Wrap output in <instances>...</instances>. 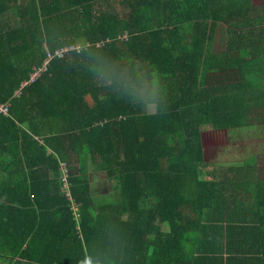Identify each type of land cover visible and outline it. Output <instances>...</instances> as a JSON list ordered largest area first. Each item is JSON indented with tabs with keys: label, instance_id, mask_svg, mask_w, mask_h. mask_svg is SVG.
Returning a JSON list of instances; mask_svg holds the SVG:
<instances>
[{
	"label": "trees",
	"instance_id": "trees-1",
	"mask_svg": "<svg viewBox=\"0 0 264 264\" xmlns=\"http://www.w3.org/2000/svg\"><path fill=\"white\" fill-rule=\"evenodd\" d=\"M219 27L232 53L226 70L235 63L252 90L264 3L0 0V106L10 105L0 115L1 264L204 263L193 238L211 185L203 129L243 118L217 110L219 98L201 107L202 96L219 93ZM84 41L86 51L58 56ZM97 61L114 66L129 90L159 80L162 114L98 87L88 70Z\"/></svg>",
	"mask_w": 264,
	"mask_h": 264
},
{
	"label": "crops",
	"instance_id": "crops-1",
	"mask_svg": "<svg viewBox=\"0 0 264 264\" xmlns=\"http://www.w3.org/2000/svg\"><path fill=\"white\" fill-rule=\"evenodd\" d=\"M263 3L255 5L262 8ZM219 29L224 31L223 43L217 47L215 41L213 47V53L220 56L219 70L212 73L219 78L214 85L219 93L202 96L206 104L195 105V109H207L205 105L219 98L217 110L241 111L243 118L223 123L229 125L225 128L209 125L203 129L204 178L211 185L205 189L209 195L201 232L193 238L200 241L202 264H264V42H253L254 48L263 49V57H253L251 90L241 81L235 63L226 70L225 62L232 57L225 54L232 53L227 52L225 30Z\"/></svg>",
	"mask_w": 264,
	"mask_h": 264
},
{
	"label": "clouds",
	"instance_id": "clouds-1",
	"mask_svg": "<svg viewBox=\"0 0 264 264\" xmlns=\"http://www.w3.org/2000/svg\"><path fill=\"white\" fill-rule=\"evenodd\" d=\"M87 48V41L77 45L78 52H84ZM88 70L95 74V83L98 87L108 90L115 88L116 91L112 92L123 100V95H118L117 93H123L133 97L131 104L134 107L142 108L147 115L162 114L163 108L167 105L168 101L165 87L156 78L153 80L150 87H133L129 90L127 80L112 65L97 61ZM124 71H126V69ZM162 103L163 107L161 106Z\"/></svg>",
	"mask_w": 264,
	"mask_h": 264
},
{
	"label": "built area",
	"instance_id": "built-area-1",
	"mask_svg": "<svg viewBox=\"0 0 264 264\" xmlns=\"http://www.w3.org/2000/svg\"><path fill=\"white\" fill-rule=\"evenodd\" d=\"M75 50H77V47H73L71 49H68L67 51L59 52L58 56L63 58L66 52L75 51ZM45 68H46V66L43 69L36 71L33 74L32 78H31V82H34L45 71ZM9 112H10V105H2V106H0V115H2V114L9 115ZM62 169H63V172L65 174L64 175V179H63L64 183L66 184V187H69V185H68L69 168H68V166L66 164H63L62 165ZM68 197H69V200H71V202L73 203V209L76 210L75 202L71 198V194L69 192H68Z\"/></svg>",
	"mask_w": 264,
	"mask_h": 264
},
{
	"label": "rangeland",
	"instance_id": "rangeland-1",
	"mask_svg": "<svg viewBox=\"0 0 264 264\" xmlns=\"http://www.w3.org/2000/svg\"><path fill=\"white\" fill-rule=\"evenodd\" d=\"M262 0H255L256 4H259L261 3ZM223 36H224V31L222 29H219L218 32H217V36H216V46L218 47L220 45V42L223 43ZM216 51H219V48L216 49ZM100 186H102V184H99ZM100 189L99 188H95V196L101 191L102 194L104 193H109V188L107 186H103L101 188V190L99 191ZM99 195H101L99 193ZM98 195V196H99ZM1 264V262H0Z\"/></svg>",
	"mask_w": 264,
	"mask_h": 264
}]
</instances>
